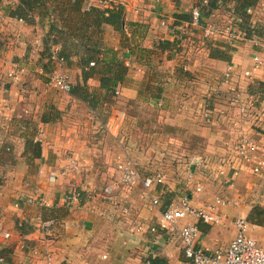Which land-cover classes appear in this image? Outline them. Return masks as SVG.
Returning <instances> with one entry per match:
<instances>
[{
    "label": "crops",
    "instance_id": "1",
    "mask_svg": "<svg viewBox=\"0 0 264 264\" xmlns=\"http://www.w3.org/2000/svg\"><path fill=\"white\" fill-rule=\"evenodd\" d=\"M89 1L29 0L23 20L3 15L0 6L1 20H10L12 29L6 50L10 58L2 73L8 76L14 70L18 75L0 85V249L12 250L5 264H45L42 254L49 247L55 252L52 264H144L147 258L153 264H190L178 232L150 229L159 224L165 205L183 192L194 193L198 207L216 193L240 199L238 206H219V224L186 220L198 224L200 247L226 248L238 233V217L246 218L250 234L263 238L264 223L252 220L258 218L254 207L264 208V175L241 162L233 143L243 130L263 150L264 118L234 125L239 106L233 99L241 97L264 116V64L253 66L256 53L264 58V41L260 46L245 41L230 49L226 35L209 36L204 25L181 38L180 25L201 0H121L122 5L110 7L120 12L115 13L118 20L110 19V8H90ZM220 2L206 16L229 24L236 17V0ZM20 4L11 0L9 6ZM30 11L36 18H27ZM249 16V25L264 29L263 12ZM164 19L176 29L163 24ZM263 29L258 31L261 36ZM38 37L42 43L34 46ZM49 43L58 45L67 59L70 92L48 86L39 72L46 67ZM247 70L249 76L244 74ZM228 71L232 77L226 80ZM217 91L227 93L232 105L218 103ZM146 108L157 112L156 123L145 116ZM206 108L214 110L218 123L204 120ZM163 126L173 130L165 132ZM195 142L200 145L197 150ZM172 153L180 155L175 158L179 165L167 168L175 169L171 174L179 178L168 173L166 183L157 186L161 199L157 207L142 198L141 183L133 188L120 180L116 186L110 183L114 171L120 179L119 160L132 161L147 176L163 169L161 161H152L149 155ZM68 155L85 171L50 181L49 172L60 170ZM197 157L203 159L201 168L194 167L196 180L204 186L201 192H195L185 176L188 162ZM218 169L226 172L222 175ZM95 171L104 172V180H97ZM235 173L233 191L228 179ZM105 185L113 187L110 196L86 198L88 188ZM36 187L49 204L14 205ZM76 189L82 190L80 199H69ZM50 218L57 220L53 234L41 227ZM6 232L8 239L3 238ZM108 235L110 245L95 242Z\"/></svg>",
    "mask_w": 264,
    "mask_h": 264
},
{
    "label": "built area",
    "instance_id": "2",
    "mask_svg": "<svg viewBox=\"0 0 264 264\" xmlns=\"http://www.w3.org/2000/svg\"><path fill=\"white\" fill-rule=\"evenodd\" d=\"M210 0H201L200 3L194 5L190 12V19L183 22L179 31L181 32V38H184L191 34L190 30L193 27L204 25L205 33L209 36L216 34L226 35L229 38V43L232 46H236L241 42L250 41L253 46H260L264 41V36H261L258 31L263 27L256 24L249 25L247 29L241 27L242 20L238 17L232 19L229 24L216 23L213 20L207 18L204 14L203 8L208 6ZM123 4L121 0H90L88 6L91 8L94 5H99L105 8L107 11L115 4ZM0 4H11V0H0ZM257 11L264 13V0H259L258 5L247 8V14H255ZM27 18H36L33 11L28 12ZM23 20V19H21ZM206 21V24L203 22ZM163 24L173 25L176 29V25L168 20L164 19ZM264 30V29H263ZM42 43L40 37L35 38L33 41L34 46H38ZM47 58L45 61L46 67L41 66L39 72L46 76V82L48 86L55 88L62 92H70L72 88V82L70 74L67 68V59L60 53L58 45L49 43L47 46ZM94 63H91L93 65ZM264 64L263 56L258 52L253 57V66L255 68L261 67ZM249 76L251 73L249 70L244 73ZM10 75L13 78H18L15 71H11ZM225 79H231V73L228 71L225 74ZM239 106V117L234 120V125L242 126L252 120L255 122L259 114L263 111L259 110L253 105H249L246 100H243L239 96H235L233 99ZM223 112V111H222ZM220 114V112H219ZM203 118L207 123L216 124L219 122L218 116L214 113V110L206 108L204 110ZM1 126V121H0ZM41 140V139H40ZM235 152L243 164H251V169L258 175H264V149L262 150L259 142L253 139L249 134L243 130L237 133V136L233 143ZM262 152V155L258 153ZM66 164L62 166L60 170H51L49 172V180L56 181L60 176H79L85 171V167L80 164V161L72 155L66 156ZM203 159L201 157L194 158V160L188 162L186 167L187 175L185 173L188 182L194 185L195 192H201L203 190V183L196 180L195 166H202ZM225 162H221L222 166ZM117 170L120 173L121 183L127 187L133 188L139 183L142 184V198L149 201L151 206L157 207L160 205V196L155 192L157 186L165 184L167 174L163 169H158L154 174L144 175L142 170L135 165L132 161H119L117 163ZM226 171L218 169V173L222 174ZM3 173L0 171V178L3 177ZM237 173L228 179L230 188L236 190ZM82 190L76 189L73 191V195L68 197L71 200L80 199ZM113 193V188L110 185H105L100 189L93 187L88 188L86 193L87 199H95L97 197H108ZM194 193L183 192L177 197L171 199L164 207L161 218L158 225L151 226V231L157 232L158 229H166L171 232H178L183 243V250L185 256L190 260V264H264V237L259 238L248 232L249 224L246 218L238 217L235 220L238 227V233L229 243L226 248H202L199 246V227L196 222L186 221L188 218H195L205 223L219 224L222 222V214L219 212V206H238L240 205V199L238 196L227 197L226 195H215L213 199L206 205L198 207L193 203ZM22 202L28 204H40L47 205L48 200L40 193L38 187L34 191L16 201L14 205L20 207ZM186 221L185 223H183ZM57 222L56 219L50 218L41 222V227L48 233H54V227ZM10 233L3 234L4 239H8ZM34 254L38 255L37 249H34ZM105 257V255H104ZM45 264H52L55 258L54 249L49 247L42 254ZM6 263V257L0 256V264ZM144 264H153L152 261L147 258Z\"/></svg>",
    "mask_w": 264,
    "mask_h": 264
},
{
    "label": "rangeland",
    "instance_id": "3",
    "mask_svg": "<svg viewBox=\"0 0 264 264\" xmlns=\"http://www.w3.org/2000/svg\"><path fill=\"white\" fill-rule=\"evenodd\" d=\"M1 6V12H2V14L3 15H5V14H7V10L10 8V6L9 5H7V6H2V5H0ZM2 18H0V30H2V32L4 33V34H6L7 36L9 35V34H11V22H10V20H8L7 18H5V20H1ZM262 44H263V42H262ZM261 44V45H262ZM10 56V53L8 54H6V51L4 52V53H1V55H0V75H3V77H1L2 79H1V81H0V85H1V82H4V83H10V80H9V77L11 78V79H13V77L10 75V72H9V77L7 76V75H5L4 73H2V72H4V71H2V69L3 68H5L7 65H6V61H5V59L6 60H8V58H10L9 57ZM3 64V65H2ZM12 71H14V70H12ZM6 72V71H5ZM16 72V71H15ZM14 80V79H13ZM13 82V81H12ZM218 103H222V104H225V105H227V106H229L230 104L232 105V103H231V99H230V96L229 95H227V93H225V92H222V91H217L216 92V99H215ZM144 110V114H145V116L148 118V120H150V121H152V122H155L156 123V118H157V112L156 111H154L153 109H149V108H146V109H143ZM231 115H233V113H234V111H232L231 110ZM220 114H222V112H220ZM240 115V113H239V111H238V114L236 115V118L238 117ZM258 117L259 118H257L258 120H261V119H263L264 118V116H263V114H259L258 115ZM254 125H256V123H254ZM162 129H164L165 130V132L167 131V132H170V131H172L173 129L171 128V127H162ZM195 138V137H194ZM196 139V138H195ZM139 141V140H138ZM140 143H142L143 144V142L142 141H139ZM199 144L197 143V142H195V147H194V149L195 150H197L196 149V146H198ZM200 146V145H199ZM151 154V153H150ZM175 158H177V159H180L181 157H180V155L179 154H175V153H172V154H158V157H156V155L154 154V155H152V156H150L149 155V159L150 160H157V161H161V164L159 165V168H163V170L165 171V173L167 174V175H169L168 173H170V176L171 177H175V176H173L172 174H171V172L172 171H174L176 168H177V165H179V162L175 159ZM119 161H121V160H119ZM137 165H138V163H137ZM139 166V165H138ZM165 166V167H164ZM169 166V167H168ZM175 168V169H173V170H169L168 168ZM184 170V169H183ZM198 171V170H197ZM103 173L104 172H97V171H95V172H93V175H95L96 176V179L97 180H104V179H102V176H103ZM183 173H185V171L184 172H180V174H181V176H183ZM186 173H187V171H186ZM174 174H176V172L174 173ZM170 177V178H171ZM176 177L177 178H179V176L176 174ZM175 177V178H176ZM106 178H107V176H106ZM109 179H110V183H112V184H116L117 182H118V180H120L119 179V176H118V174H117V172L116 171H114L113 173H110V177H108ZM168 178H169V176H168ZM120 182H121V180H120ZM111 184V185H112ZM117 185V184H116ZM115 185V186H116ZM103 187V186H102ZM113 188V187H112ZM119 190H120V188H119ZM121 191V190H120ZM217 194H219V193H216L215 195H217ZM148 202V201H147ZM149 203V202H148ZM134 204V203H133ZM150 204V203H149ZM134 206V205H133ZM133 208V210H134V207H132ZM114 210H118V208L116 209H114ZM95 242L96 243H102V244H109L110 245V235H108L107 237H102V239L100 240V239H95Z\"/></svg>",
    "mask_w": 264,
    "mask_h": 264
},
{
    "label": "trees",
    "instance_id": "4",
    "mask_svg": "<svg viewBox=\"0 0 264 264\" xmlns=\"http://www.w3.org/2000/svg\"><path fill=\"white\" fill-rule=\"evenodd\" d=\"M20 1L23 5L20 4L16 8H9L7 10V15H10V16H13V17H16L19 19L20 18L25 19L23 17L26 14L25 9L29 5L28 4L29 0H20ZM219 2H220V0H210V2H209L210 4H209L208 8L204 9L205 10L204 14L209 16L211 14V12L213 10H215L220 5ZM221 2H222V0H221ZM256 2H257V0H236L235 16L242 20L241 27H243L244 29L249 28L248 27L249 26L248 19L250 17L249 14H247V12L245 11V8L249 5L256 4ZM117 9H118L117 11H122L123 8L121 6H118ZM114 10L115 9L110 8V19L113 20L112 18H114V19L118 20L120 15L119 14L116 15L115 13H120V12H115ZM10 37H11V34H9L7 36L6 34H4L2 32V30H0V55H1V53H4L7 50ZM226 46H228L227 48L233 49L232 46L229 44H227ZM37 148H38V145L33 149L34 153H36ZM254 208L256 209L255 212H256V215L258 216V218L255 221L252 220V222L263 224L264 223V208L263 207L260 208V207H256V206ZM11 253H12V250L10 248H8L7 246L0 249V256L6 257V263L9 262V260L11 259V255H12Z\"/></svg>",
    "mask_w": 264,
    "mask_h": 264
}]
</instances>
